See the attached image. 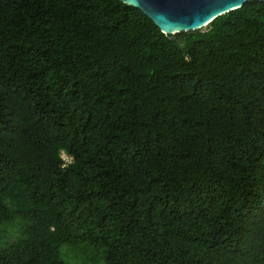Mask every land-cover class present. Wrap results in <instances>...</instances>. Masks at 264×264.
<instances>
[{
    "label": "trees",
    "instance_id": "obj_1",
    "mask_svg": "<svg viewBox=\"0 0 264 264\" xmlns=\"http://www.w3.org/2000/svg\"><path fill=\"white\" fill-rule=\"evenodd\" d=\"M16 218L0 264L80 243L264 264V3L166 35L119 0H0V227Z\"/></svg>",
    "mask_w": 264,
    "mask_h": 264
},
{
    "label": "water",
    "instance_id": "obj_2",
    "mask_svg": "<svg viewBox=\"0 0 264 264\" xmlns=\"http://www.w3.org/2000/svg\"><path fill=\"white\" fill-rule=\"evenodd\" d=\"M139 9L166 35L205 28L216 17L236 10L250 1L264 0H119ZM174 40V37L171 38Z\"/></svg>",
    "mask_w": 264,
    "mask_h": 264
},
{
    "label": "rangeland",
    "instance_id": "obj_3",
    "mask_svg": "<svg viewBox=\"0 0 264 264\" xmlns=\"http://www.w3.org/2000/svg\"><path fill=\"white\" fill-rule=\"evenodd\" d=\"M202 30H205V28H202ZM61 157L66 164L70 162V158L64 153L61 154ZM21 224V220L16 218L2 225L0 231L2 230L4 238L6 237L5 239L3 238L2 242L4 243L6 241L9 243L8 241L22 240L24 237L18 233ZM59 257L64 264H105L103 250L94 248L86 243L61 246L59 249Z\"/></svg>",
    "mask_w": 264,
    "mask_h": 264
},
{
    "label": "clouds",
    "instance_id": "obj_4",
    "mask_svg": "<svg viewBox=\"0 0 264 264\" xmlns=\"http://www.w3.org/2000/svg\"><path fill=\"white\" fill-rule=\"evenodd\" d=\"M68 157V156H67ZM69 158V157H68Z\"/></svg>",
    "mask_w": 264,
    "mask_h": 264
}]
</instances>
